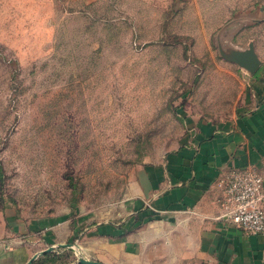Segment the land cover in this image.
<instances>
[{
	"label": "rangeland",
	"instance_id": "1",
	"mask_svg": "<svg viewBox=\"0 0 264 264\" xmlns=\"http://www.w3.org/2000/svg\"><path fill=\"white\" fill-rule=\"evenodd\" d=\"M231 50L264 68V0H0V242L17 220L62 225L73 249L47 241L34 263L94 260L87 237L126 219L187 115L233 118Z\"/></svg>",
	"mask_w": 264,
	"mask_h": 264
},
{
	"label": "crops",
	"instance_id": "2",
	"mask_svg": "<svg viewBox=\"0 0 264 264\" xmlns=\"http://www.w3.org/2000/svg\"><path fill=\"white\" fill-rule=\"evenodd\" d=\"M239 67L247 73L233 118L187 115L189 134L183 144L136 178L126 219L87 237L98 243L94 261L264 264V235H245L222 218L223 183L231 171L254 168L264 178V68L251 74ZM61 229L53 228L51 237L47 230L39 234V227L26 228L17 220L11 235L19 238L0 242V264H26L45 251L47 241L67 245L74 230L70 227L68 235ZM31 241L39 250L31 252Z\"/></svg>",
	"mask_w": 264,
	"mask_h": 264
},
{
	"label": "built area",
	"instance_id": "3",
	"mask_svg": "<svg viewBox=\"0 0 264 264\" xmlns=\"http://www.w3.org/2000/svg\"><path fill=\"white\" fill-rule=\"evenodd\" d=\"M222 218L245 235H264V178L254 168L234 169L224 180Z\"/></svg>",
	"mask_w": 264,
	"mask_h": 264
},
{
	"label": "water",
	"instance_id": "4",
	"mask_svg": "<svg viewBox=\"0 0 264 264\" xmlns=\"http://www.w3.org/2000/svg\"><path fill=\"white\" fill-rule=\"evenodd\" d=\"M223 55L226 58H228L231 62H234V63L238 64L239 66L247 69L251 74H254L258 70V68L260 67V63L258 61H256V59L254 57L255 55L252 51L240 52V51L231 50L229 53L223 52ZM62 247H67V248L73 249L70 244L69 245H62ZM52 251H53V249H48V250H45V251L39 253L38 255H35L28 262V264H33L34 261L39 256L49 254ZM78 264H103V263H101L99 261L86 259V258H80L78 261Z\"/></svg>",
	"mask_w": 264,
	"mask_h": 264
},
{
	"label": "trees",
	"instance_id": "5",
	"mask_svg": "<svg viewBox=\"0 0 264 264\" xmlns=\"http://www.w3.org/2000/svg\"><path fill=\"white\" fill-rule=\"evenodd\" d=\"M49 256H51V255H45L46 258H48ZM34 264H37V263H34Z\"/></svg>",
	"mask_w": 264,
	"mask_h": 264
}]
</instances>
